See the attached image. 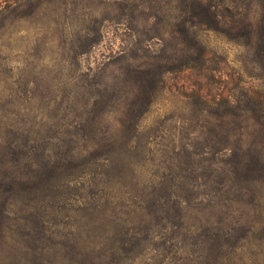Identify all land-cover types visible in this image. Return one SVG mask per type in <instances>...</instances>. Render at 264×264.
<instances>
[{
	"label": "rangeland",
	"instance_id": "374dc122",
	"mask_svg": "<svg viewBox=\"0 0 264 264\" xmlns=\"http://www.w3.org/2000/svg\"><path fill=\"white\" fill-rule=\"evenodd\" d=\"M206 1L260 14L258 0ZM193 2L0 0V145L80 165L45 205H11L0 264H264V63L195 26L212 71L172 69ZM145 71L163 83L139 100ZM210 127L255 161L252 192L227 190Z\"/></svg>",
	"mask_w": 264,
	"mask_h": 264
},
{
	"label": "trees",
	"instance_id": "16d2710c",
	"mask_svg": "<svg viewBox=\"0 0 264 264\" xmlns=\"http://www.w3.org/2000/svg\"><path fill=\"white\" fill-rule=\"evenodd\" d=\"M257 2L260 6L259 17L254 16L255 11L252 8L241 12L234 10L229 4L225 6V11L217 12L216 6L211 2L194 0L190 12L192 16L189 19L185 17L177 30L176 63L172 69H197L204 71L205 75L212 71L208 65L209 50L195 26L207 27L208 30L222 33L233 41L245 39V44L249 45L255 59L264 63V0ZM144 74L137 76L136 81L133 78L140 91L137 96L139 100L150 98L163 83L162 71L159 72L160 76L155 72L152 74L145 71ZM98 102L96 100V104ZM89 104L91 103H88L87 107ZM95 111V108L90 110L88 107L84 114H81V118L88 117L86 124L90 131H96L91 120ZM262 113L264 117V110ZM226 115L221 114L219 117L223 118ZM209 131L214 136L223 133L222 138L215 140L214 143L207 142L205 146L207 150L204 151L207 155H223L231 162V169L224 181L227 190L252 192L251 185L260 178L254 166L255 161L250 157L243 158L245 160L239 157L236 146L227 143L229 131L226 128L210 127ZM26 145L14 146L12 142L0 145V231L11 205L17 202L45 205L51 198L61 194L63 182L80 168L74 156L69 159H52L44 152H39L37 148L36 151H32L33 147H30V150L26 149ZM113 162L111 155L102 154L100 160L94 164L107 168ZM37 248L32 247L34 251H37ZM33 258L37 259V255L34 254Z\"/></svg>",
	"mask_w": 264,
	"mask_h": 264
}]
</instances>
